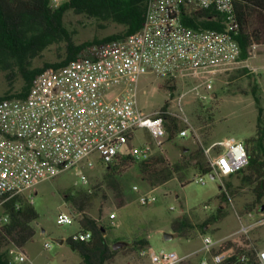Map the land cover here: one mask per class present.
Returning <instances> with one entry per match:
<instances>
[{"label":"built area","instance_id":"obj_1","mask_svg":"<svg viewBox=\"0 0 264 264\" xmlns=\"http://www.w3.org/2000/svg\"><path fill=\"white\" fill-rule=\"evenodd\" d=\"M69 0H49L51 8H58ZM234 0H148L142 28L131 35L102 44L88 46L78 59L57 70H48L34 80L24 98L0 101V228L8 223L4 205L16 200L32 204L35 187L52 180L64 171L76 169L82 183H87L81 166L94 167L92 156H97L104 166L118 165L122 158L147 160L152 145L162 150L166 139V115L185 124L180 137L191 136L197 140L198 129L187 123L182 112L185 95L212 88L217 73L230 70L239 61L240 47L234 36L237 31ZM213 9L223 14V29L194 30L182 22L183 13ZM258 45L249 50L253 57ZM252 73V68L247 66ZM153 74L167 78L169 86L190 84L192 87L173 99L166 111L145 115L137 105V84L140 78ZM137 129H146L152 144L139 147L130 141ZM209 149L204 150L205 154ZM213 175L227 193L224 178L238 173L248 163L244 144L231 141L216 156L209 158ZM194 181L204 184L202 176ZM137 188L134 187V190ZM156 201L152 191L139 197L141 205ZM253 226L264 225V215L249 212ZM81 211L61 213L58 225H70L83 219ZM240 230L228 239L214 240L202 236L201 252L209 259L198 264H225L237 256L240 262L249 259L252 252L250 230L243 222ZM110 227L117 228L114 212L107 216ZM89 232L73 234V242H87ZM230 243V244H228ZM45 248H49L46 243ZM240 251L241 253L239 254ZM9 263L26 262L23 248L10 244L7 248ZM139 257H147L151 264H182L187 259L176 252L145 248ZM253 264H264V252L256 254Z\"/></svg>","mask_w":264,"mask_h":264},{"label":"rangeland","instance_id":"obj_2","mask_svg":"<svg viewBox=\"0 0 264 264\" xmlns=\"http://www.w3.org/2000/svg\"><path fill=\"white\" fill-rule=\"evenodd\" d=\"M64 22L68 29L74 32L73 40L76 44L95 38L102 39L123 30L117 24L99 23L75 15L71 11L66 12ZM64 48L63 44L49 47L41 58L34 61V65L42 66L45 62L57 61ZM253 54L247 62H238L230 70L217 73L209 91L200 87L198 93L185 95L182 112L176 107H171L173 105L171 101L191 88L193 83L169 86L165 77L144 75L137 84V105L143 114L151 115L169 101L172 112H178L187 123H196L198 128L202 127L196 141L198 147L207 146L222 151L231 141L243 143L256 132L260 108L264 115V47L257 48ZM247 66L252 68V73ZM21 86L22 81L17 80L11 91H19ZM252 87L258 99L257 104ZM7 90V82L1 73L0 97ZM179 121L180 127L184 128L185 124L181 119ZM150 140L151 137L146 130L137 129L132 144L139 147ZM190 142L189 138H178L175 144ZM170 145L167 148H170ZM152 155L154 154L151 153ZM206 157L208 158L207 155ZM91 160L94 163L92 169L86 166L80 168L86 174L87 183H82L78 170L72 169L35 187L36 194L32 203L38 214V218L32 223L35 234L23 247L28 260L23 263L15 261L13 264H80L81 256L67 243V240L78 231L79 222L70 225L57 224V218L61 213H70L74 210L81 211L83 216L87 215L105 226L106 237L110 243L113 242L111 233L119 237L118 241L124 240L126 243L134 238H143L156 252L164 250L176 252L180 256L188 254L192 255V262L198 261L201 254L195 252L201 249L199 238L186 240L175 235L166 241L164 234L173 235L174 222L182 216L188 218L202 213L214 214L218 208L214 196L218 192L219 180L203 177L204 184L192 181L182 187L180 182L173 178L153 192L155 202L141 205L139 197L153 187L142 179L136 165L130 161L125 172L110 175L97 156H92ZM227 182V179L223 181L225 185ZM231 182L233 184L238 182V186L241 187L228 192V201L224 202L228 212L217 224L220 230L216 238L236 234L241 228L237 218L238 206L241 203L244 207L252 202L249 186L241 185V174L234 177ZM134 187L137 189L134 190ZM68 194L77 196L79 200L81 198L84 201L83 209L74 205L72 201H67L65 197ZM85 196L88 199H85ZM204 205L208 207L204 209ZM112 212L119 223L117 228L110 227L107 220L108 214ZM56 240H63V243L59 244ZM46 243H49V248L44 247ZM133 258L134 255L129 250L121 251L110 264H138Z\"/></svg>","mask_w":264,"mask_h":264},{"label":"trees","instance_id":"obj_3","mask_svg":"<svg viewBox=\"0 0 264 264\" xmlns=\"http://www.w3.org/2000/svg\"><path fill=\"white\" fill-rule=\"evenodd\" d=\"M147 1L69 0L58 8H51L49 0H0V74H4L8 85V90L0 97V101L24 98L37 76L77 60L88 46L138 32L144 23ZM233 7L237 23L234 38L240 47L238 59L243 62L248 59L252 45H264V0H234ZM68 11L99 23L117 24L123 30L102 39L95 38L92 41L76 44L73 40L74 32H71L64 22V16ZM223 20V14L213 9L182 14L184 25L194 30L221 31ZM59 44H63L65 48L63 54L58 55L57 61L45 62L42 66L34 65V61L41 58L49 47ZM17 80L22 81V86L19 91L12 92ZM252 93L257 104L254 87ZM168 107L169 101H166L160 110L166 111ZM258 111L256 132L243 142L248 163L237 174H241L242 187L249 186L252 194V202L245 206V210L264 215V124L261 110ZM180 123L179 119L166 115L165 128L168 141L179 135L182 130ZM130 161L137 166L142 179L151 187L160 186L175 177L183 186L194 181L197 175L202 177L213 175L209 160L201 147L182 155L175 163L169 162L163 153H159L143 161H135L129 157L122 158L118 165L106 166V171L110 175L121 174L129 167ZM226 190L227 193L224 191L221 193L224 202L228 201V192L231 190L229 182L226 184ZM65 199L83 209L84 201L81 198L79 200L77 196L68 194ZM85 199H88L87 196ZM15 202L16 200H11L4 205V212L8 215L9 221L0 228V264H10L7 248L11 243L23 248L35 234L32 223L38 218V214L33 205L22 203L17 209ZM226 214V211L218 209L215 216L209 217L201 225V229L207 223L219 221ZM188 225L186 217L177 219L173 225L174 233L188 237L190 229ZM79 230L89 232L90 240L73 242L69 238L67 243L81 256L80 264H110L121 251L129 250L138 254L140 250L148 248L147 241L141 239L133 240L119 250H113L111 246L117 241L108 242L106 227L87 215L79 222ZM246 256L249 259L246 262H240L236 256L229 264H253L256 261L254 251L246 252Z\"/></svg>","mask_w":264,"mask_h":264},{"label":"crops","instance_id":"obj_4","mask_svg":"<svg viewBox=\"0 0 264 264\" xmlns=\"http://www.w3.org/2000/svg\"><path fill=\"white\" fill-rule=\"evenodd\" d=\"M259 47H264L263 46H258ZM251 73V72H250ZM253 88V87H252ZM253 94V93H252ZM261 110V118H262V122L264 123V115H263V110L262 108H260ZM192 127L194 128H197L199 132H201V129L202 127H197L198 125H196V123H192L191 124ZM184 128H182L183 130ZM142 130H146V129H142ZM148 133H149V136L151 137L150 135V132L148 130H146ZM135 133V132H134ZM133 137H134V134H133ZM132 137V139H133ZM167 137V135H166ZM178 138H189L191 139V144L190 143H186V144H175V141L178 139ZM132 139L130 141V144L132 146H134L132 144ZM197 140L194 139L193 137L191 136H188V137H180L179 135H177L173 140L171 141H168L167 138L165 139V142H164V145L162 147V150H159L158 148H156L154 145H152V154H159V153H163L165 158L171 162V163H175V162H178L180 160V158L182 157V155L186 154L187 152H192L194 151L197 147H198V144L196 142ZM153 142V139L151 137V140L149 141V143H145V144H152ZM144 144V145H145ZM171 144V145H170ZM170 145V148H167V146ZM209 146V145H208ZM202 149L206 150V149H209V153L207 154V156L209 158L211 157H214L216 156L220 151H217V149L215 148H209L207 146H201ZM238 174H233V175H230L226 178H224V180L227 179V181L231 184V189L233 190H236L237 188H240L241 186H238V182L236 183H232L231 180H233L234 177H236ZM176 178V177H175ZM177 179V178H176ZM172 180V179H171ZM178 180V179H177ZM218 180V179H216ZM170 181V180H169ZM168 181V182H169ZM179 181V180H178ZM167 183V182H166ZM162 184L160 186H157V187H153L150 191L154 192L156 189L160 188V187H163L165 186V184ZM181 184V183H180ZM220 184V182H219ZM185 186V185H183ZM182 186V187H183ZM222 188H221V185H219L218 187V192L217 194L214 196V202L215 204H217L218 208L216 209V212L214 214H210V215H207L206 213H202V214H197L196 216H192V217H186L188 219V226H189V233H188V237H182L186 240H193V239H196V238H199L201 240V249H202V236L203 235H208V236H211L214 240L216 241H221V240H224V239H228L230 237H218L216 238L215 236L217 235V233L219 232V227L217 226V224L227 215H224L219 221L217 222H213V223H207L202 229H201V225H203L207 219L211 216H215L217 214V210L218 209H222L226 212H228V209H227V206H225L224 204V201H222V197H221V193H222ZM36 194V192H34V195ZM263 203H264V198H263ZM207 205H204L203 208L205 209ZM208 207V206H207ZM238 210L239 212L237 213V218L238 216H241L242 219H243V222L246 223V224H250V226H252L251 230H250V245H251V248L253 249L254 253L256 254H260L262 252H264V225L263 226H260V225H257V226H253L254 225V222H255V219L259 218L258 216H256L254 219H249L247 218V214L249 213V211H246L245 210V206L243 207V205L240 203V205L238 206ZM183 217V216H182ZM239 221V219H238ZM240 222V221H239ZM119 227V226H118ZM79 231V229H78ZM239 231V230H238ZM237 231V232H238ZM236 232V233H237ZM175 235H178L177 233H173V237ZM106 236H107V233H106ZM111 237H112V241H118L119 240V237H117L114 233H111ZM232 237V236H231ZM107 238V237H106ZM143 238H134L133 240H141ZM132 240V241H133ZM146 240V239H144ZM120 241H124V240H120ZM131 241V242H132ZM147 241V240H146ZM131 242H128V244H130ZM148 243V241H147ZM148 247H150L149 243H148ZM152 249V248H151ZM201 249H199V251L195 252L196 254H201L200 258L198 259L197 262H192L191 261V257L192 255H182L180 257L182 258H186L187 260L185 262H188L189 264H198L201 260L203 259H209V256L203 252H201ZM153 250V249H152ZM155 251V250H154ZM161 251H164V250H161ZM134 255V260L135 262L137 261L138 264H151L149 259L147 257H139L138 254L136 253H132ZM195 255V254H194ZM117 257V256H116Z\"/></svg>","mask_w":264,"mask_h":264},{"label":"water","instance_id":"obj_5","mask_svg":"<svg viewBox=\"0 0 264 264\" xmlns=\"http://www.w3.org/2000/svg\"><path fill=\"white\" fill-rule=\"evenodd\" d=\"M208 177L211 180H216V176L215 175H209ZM172 238H173L172 235H170V234H164V239L166 241H168V240H170ZM56 242L59 243V244H62L63 243V240H56ZM127 245H128V243H126L124 241H117V242L113 243L111 247H112L113 250H119L121 248L126 247Z\"/></svg>","mask_w":264,"mask_h":264}]
</instances>
